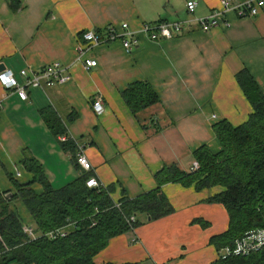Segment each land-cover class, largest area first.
<instances>
[{
  "label": "crops",
  "instance_id": "1",
  "mask_svg": "<svg viewBox=\"0 0 264 264\" xmlns=\"http://www.w3.org/2000/svg\"><path fill=\"white\" fill-rule=\"evenodd\" d=\"M188 1L197 4L193 14L186 10ZM220 11V0H0V65L18 80L22 69L73 64L77 40L90 30L102 36L123 23L131 31L160 22L183 27L160 43L140 35L130 54L120 42L101 45L88 53L95 68L85 72L76 65L68 83L28 89L25 102L0 84V193L15 194L12 181L32 180L23 167L26 158L41 165L54 189L75 181L80 176L75 156L82 146L89 179L113 188L114 202L133 200L154 191V177L164 169L186 173L200 147L218 151L213 125L227 120L237 127L252 113L235 75L247 71L264 93V11L251 19L228 12L222 16L228 28L203 32L197 20ZM134 83L149 85L158 97L136 114L122 99ZM96 98L104 109L100 115L92 109ZM44 113L59 121L64 136L52 135ZM63 137L73 151L62 148ZM221 192V187L197 192L193 186L163 185L174 212L154 221L137 216L140 226L111 239L94 263L212 264L217 252L209 240L228 229V216L221 204L206 200ZM20 204L14 203L22 211Z\"/></svg>",
  "mask_w": 264,
  "mask_h": 264
},
{
  "label": "trees",
  "instance_id": "2",
  "mask_svg": "<svg viewBox=\"0 0 264 264\" xmlns=\"http://www.w3.org/2000/svg\"><path fill=\"white\" fill-rule=\"evenodd\" d=\"M235 80L252 108L247 121L237 127L227 120L216 122L213 132L219 150L213 152L206 146L197 149L193 158L199 164L198 171L188 174L166 168L155 175L154 191L133 200L122 198L119 208L110 196L113 188L86 186L89 172L79 170L78 179L54 189L47 183L41 165L24 159L23 167L32 180L19 185L10 178L16 193H0V264H95L94 257L111 239L140 226L137 216L154 221L174 212L161 193V187L168 183L193 186L197 192L223 188V192L206 200L221 204L228 216V229L209 240L217 253L232 248L251 231L264 230V93L247 71L236 74ZM122 99L132 114L158 102L156 93L144 83L130 85ZM44 120L53 136L66 134L55 117L44 113ZM61 145L66 151L74 150L69 142ZM75 164L78 166L76 160ZM16 200L22 211L11 205ZM24 211L28 216L25 219ZM130 216L136 218L132 225L125 220ZM200 224L205 227V223ZM24 225L31 226L35 240L23 232ZM58 229H65L67 235L55 239L45 236ZM212 264H264V246L247 257L219 258Z\"/></svg>",
  "mask_w": 264,
  "mask_h": 264
},
{
  "label": "built area",
  "instance_id": "3",
  "mask_svg": "<svg viewBox=\"0 0 264 264\" xmlns=\"http://www.w3.org/2000/svg\"><path fill=\"white\" fill-rule=\"evenodd\" d=\"M230 0H220L223 11L212 14L210 17L197 20L203 32H208L211 29L222 27L226 29L230 26L227 19L222 16L228 12H234L238 19L254 18L261 11H264V0H247L245 3L231 5ZM231 6V7H230ZM197 4L195 1L186 3V10L189 14H193ZM183 30L181 22H160L155 25H144L139 31H131L126 23L120 25L119 30L114 27H108L104 35L90 30L81 34L77 40L75 51L76 58L70 66L52 63L38 70L22 69L18 73V80L12 71L4 70L0 72V84L4 90L14 93L18 100L25 102L28 99V89L46 90L54 87H59L68 83L71 79V71L76 65H80L85 72H89L97 66L95 59L88 56V53L101 45H106L114 42H120L126 54H130L134 47L138 44V39L141 36L148 41L160 43L164 40H171L173 37L180 34ZM92 109L96 114H102L104 109L100 99L96 98L92 102ZM213 119L215 116L212 117ZM66 142V138H61ZM82 146H77L76 163L80 167L81 172H90L91 165L84 155ZM199 169V164L194 161L186 173H195ZM80 175V174H79ZM16 177H20L17 173ZM86 186L92 189L102 187L95 179H89ZM115 207L119 208L120 204L115 202ZM128 225H132L136 218L130 216L125 219ZM94 226V224H92ZM23 232L31 239L35 240L30 225L23 226ZM133 232V231H132ZM67 235L65 229H58L47 233L45 236L49 239L64 238ZM264 246V230H255L247 233L242 239L237 240L232 248H225L216 253V260L225 259L230 256L247 257L250 254L259 251ZM164 264H171L169 262Z\"/></svg>",
  "mask_w": 264,
  "mask_h": 264
},
{
  "label": "water",
  "instance_id": "4",
  "mask_svg": "<svg viewBox=\"0 0 264 264\" xmlns=\"http://www.w3.org/2000/svg\"><path fill=\"white\" fill-rule=\"evenodd\" d=\"M3 70H5V67L3 65H0V72H2ZM6 197L10 198L11 194H7Z\"/></svg>",
  "mask_w": 264,
  "mask_h": 264
},
{
  "label": "rangeland",
  "instance_id": "5",
  "mask_svg": "<svg viewBox=\"0 0 264 264\" xmlns=\"http://www.w3.org/2000/svg\"><path fill=\"white\" fill-rule=\"evenodd\" d=\"M7 192H10V191H7ZM14 203L15 202H13L11 205H14ZM13 207H15V205ZM143 217L146 218L145 216H143ZM143 217L140 218L141 219V222H142Z\"/></svg>",
  "mask_w": 264,
  "mask_h": 264
}]
</instances>
